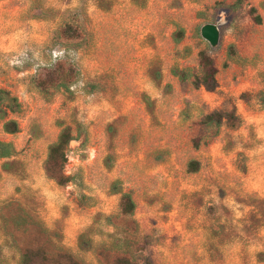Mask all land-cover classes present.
<instances>
[{
	"label": "rangeland",
	"instance_id": "374dc122",
	"mask_svg": "<svg viewBox=\"0 0 264 264\" xmlns=\"http://www.w3.org/2000/svg\"><path fill=\"white\" fill-rule=\"evenodd\" d=\"M220 2L236 0H0V89L21 105L7 118L19 133L0 120V141L17 151L0 160V264L28 250L35 264H264V0H244L213 49L200 30L228 26ZM69 26L78 38L63 35ZM204 50L219 70L214 92L172 75L197 71ZM57 62L70 92L41 89ZM214 111L235 113L239 127L194 148ZM64 128L78 140L62 187L45 161ZM115 182L133 215L121 213Z\"/></svg>",
	"mask_w": 264,
	"mask_h": 264
},
{
	"label": "trees",
	"instance_id": "16d2710c",
	"mask_svg": "<svg viewBox=\"0 0 264 264\" xmlns=\"http://www.w3.org/2000/svg\"><path fill=\"white\" fill-rule=\"evenodd\" d=\"M244 0H236L233 4H226L224 2L217 3L215 6L216 14L219 12H226L229 16L228 26L222 28V38L230 24L240 17V12L243 8ZM248 15L252 17L254 23L261 25L263 20L261 16L257 15L255 8L250 9ZM63 35L67 39H76L79 33L73 27L69 26L63 31ZM173 41L179 45L185 39V30L179 27L172 35ZM238 57V51L235 46L231 45L228 48V59L232 60ZM227 64H225L226 66ZM46 71V84L42 82L41 89L46 91V86L55 88L56 90H65L70 92V86L65 84L68 75L65 74L61 62H57L54 66L48 68ZM219 70L216 66V59L212 52L204 50L199 53V64L197 71L188 69L172 70V75L180 81L181 85L185 88L191 85L193 89L199 90L204 88L208 92H214L217 87V75ZM21 110V105L18 99L13 97L10 92L0 89V120L5 121L3 130L6 134L15 135L19 133V125L14 120H7L8 113L15 114ZM239 119L233 112L214 111L203 116L199 122L201 128L200 134L192 140L194 148L199 149L201 145L209 144V141L216 138L220 130L225 126L231 129L239 127ZM78 139L73 135L71 128H64L57 141L52 144L48 149L47 159L45 161L46 175L59 186H67L72 183L74 178L65 174V168L68 163V148L72 141ZM17 154L15 147L11 143L0 141V160L8 161L14 158ZM9 169L8 162L3 166ZM191 171H199V163L192 161L190 163ZM111 191L115 195H121V213L125 216H131L136 210V203L131 193H124L119 182L113 183ZM37 253L33 250H28L22 256L21 264H35ZM69 264H79L73 259L69 260ZM117 264H133L126 259H118Z\"/></svg>",
	"mask_w": 264,
	"mask_h": 264
},
{
	"label": "water",
	"instance_id": "95a60500",
	"mask_svg": "<svg viewBox=\"0 0 264 264\" xmlns=\"http://www.w3.org/2000/svg\"><path fill=\"white\" fill-rule=\"evenodd\" d=\"M225 25V21L221 19L217 23H207L202 26L201 37L208 42L211 48L217 49L221 42V27Z\"/></svg>",
	"mask_w": 264,
	"mask_h": 264
},
{
	"label": "built area",
	"instance_id": "2783aa9c",
	"mask_svg": "<svg viewBox=\"0 0 264 264\" xmlns=\"http://www.w3.org/2000/svg\"><path fill=\"white\" fill-rule=\"evenodd\" d=\"M59 55H60V54H57V53L55 52V54H54V58H55V59H58Z\"/></svg>",
	"mask_w": 264,
	"mask_h": 264
}]
</instances>
